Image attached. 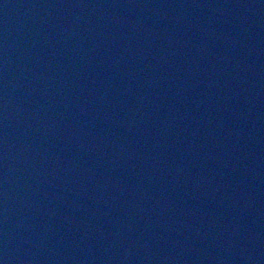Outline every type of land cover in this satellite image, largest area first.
Here are the masks:
<instances>
[{
    "label": "water",
    "instance_id": "water-1",
    "mask_svg": "<svg viewBox=\"0 0 264 264\" xmlns=\"http://www.w3.org/2000/svg\"><path fill=\"white\" fill-rule=\"evenodd\" d=\"M0 264H264V0H0Z\"/></svg>",
    "mask_w": 264,
    "mask_h": 264
}]
</instances>
